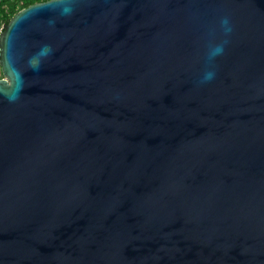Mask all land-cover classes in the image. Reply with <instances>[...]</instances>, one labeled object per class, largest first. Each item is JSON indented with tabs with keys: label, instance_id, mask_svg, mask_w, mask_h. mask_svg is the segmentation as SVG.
Returning a JSON list of instances; mask_svg holds the SVG:
<instances>
[{
	"label": "water",
	"instance_id": "95a60500",
	"mask_svg": "<svg viewBox=\"0 0 264 264\" xmlns=\"http://www.w3.org/2000/svg\"><path fill=\"white\" fill-rule=\"evenodd\" d=\"M0 68V264H264V0L35 2Z\"/></svg>",
	"mask_w": 264,
	"mask_h": 264
},
{
	"label": "trees",
	"instance_id": "16d2710c",
	"mask_svg": "<svg viewBox=\"0 0 264 264\" xmlns=\"http://www.w3.org/2000/svg\"><path fill=\"white\" fill-rule=\"evenodd\" d=\"M40 1L44 0H0V32L16 12L30 4ZM2 76L3 74L0 70V77Z\"/></svg>",
	"mask_w": 264,
	"mask_h": 264
},
{
	"label": "snow or ice",
	"instance_id": "6c2138e0",
	"mask_svg": "<svg viewBox=\"0 0 264 264\" xmlns=\"http://www.w3.org/2000/svg\"><path fill=\"white\" fill-rule=\"evenodd\" d=\"M30 7H35V6H30ZM29 9L28 8H26V9H24L23 11L24 12H27ZM19 15V14H18Z\"/></svg>",
	"mask_w": 264,
	"mask_h": 264
},
{
	"label": "rangeland",
	"instance_id": "374dc122",
	"mask_svg": "<svg viewBox=\"0 0 264 264\" xmlns=\"http://www.w3.org/2000/svg\"><path fill=\"white\" fill-rule=\"evenodd\" d=\"M0 70H1V68H0Z\"/></svg>",
	"mask_w": 264,
	"mask_h": 264
}]
</instances>
